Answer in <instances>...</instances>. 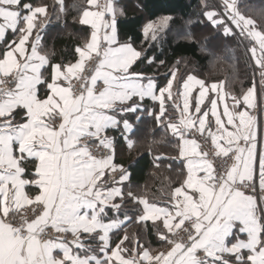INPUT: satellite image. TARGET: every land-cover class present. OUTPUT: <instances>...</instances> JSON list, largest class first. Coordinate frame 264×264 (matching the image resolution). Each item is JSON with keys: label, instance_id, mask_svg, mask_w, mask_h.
Instances as JSON below:
<instances>
[{"label": "snow or ice", "instance_id": "1", "mask_svg": "<svg viewBox=\"0 0 264 264\" xmlns=\"http://www.w3.org/2000/svg\"><path fill=\"white\" fill-rule=\"evenodd\" d=\"M85 3L73 22L90 34L74 62H54L41 35L49 6L0 0V264H264V104L255 78L236 96L223 81L189 74L174 97L179 69L161 85L141 69L155 58L131 38L120 41L118 0ZM56 4L66 12L64 0ZM202 15L225 36L249 40L264 89V29L237 0ZM171 20L148 22L145 40L157 41ZM182 38L195 42L191 32ZM206 97L210 108L202 110ZM168 101L178 120L166 119ZM145 113L174 141L170 159L179 164L163 206L125 189L131 174L116 162L110 135L118 131L131 151L140 129L130 114L139 123ZM148 221L168 247L152 254L136 239L129 249L128 226Z\"/></svg>", "mask_w": 264, "mask_h": 264}, {"label": "trees", "instance_id": "2", "mask_svg": "<svg viewBox=\"0 0 264 264\" xmlns=\"http://www.w3.org/2000/svg\"><path fill=\"white\" fill-rule=\"evenodd\" d=\"M32 2L46 3L49 6L50 20L42 31L44 50L54 53V62H74L75 47L81 45L84 38L90 34L88 26L73 22V17L78 18L80 10L87 7L85 0H64L65 13L59 12L56 0ZM204 2L205 0H118L119 7L123 9V14L117 20L118 37L121 42L131 38L134 47L144 48L149 57L155 58L153 64L145 62L141 69L155 77L161 85L170 78L167 74L174 66L181 70L185 63H189L194 67L195 73H199V77L205 81H225L228 91L240 96L255 78L254 61L248 51L250 42L238 35L225 36L222 29L213 28L202 15L205 11ZM206 2L211 4L210 0ZM238 7L245 16L254 19L259 28L264 29V0H238ZM163 16L172 17L169 30L161 34L155 42L146 41L142 31L145 24L157 21ZM188 32L194 36L195 42L182 38ZM160 61L164 63L161 64ZM183 73L176 82V91L180 87L181 79L190 74ZM151 106L154 107V104ZM172 113H168L171 118ZM142 115L141 122L134 121L140 131L132 136L136 145L131 151L118 136V131L110 133L117 137L118 150L121 152L116 155V162L128 168L131 174L130 189L134 193L142 195L138 189L150 186L148 192H154L148 196L150 201L162 203L169 198L171 189L177 186L175 181L179 164L170 159L176 155L174 141L165 135L153 117L146 113ZM131 119L134 120V116H131ZM157 156L168 157L158 160V168L155 165ZM162 186L169 187L167 196L159 193V187ZM132 207L129 203L128 208ZM130 234L146 237L145 245L150 249L160 250L166 246V243L158 238L153 225L148 224L143 229L137 227L131 230Z\"/></svg>", "mask_w": 264, "mask_h": 264}, {"label": "crops", "instance_id": "3", "mask_svg": "<svg viewBox=\"0 0 264 264\" xmlns=\"http://www.w3.org/2000/svg\"><path fill=\"white\" fill-rule=\"evenodd\" d=\"M41 35H42V32H41ZM42 37H43V35H42ZM217 83H218V82H217ZM173 84H174V83H173ZM210 84H211V83H210ZM172 91H173V90H172ZM224 91H225V90H224ZM173 95H174V97L176 96V94H175L174 91H173ZM197 95H198V88H197V89H194V91H193V96H197ZM209 96H210L211 98H216V93H209ZM177 102L180 103L181 106H182V103H183L182 98L178 99ZM145 103H146V105H148L147 103L150 104V105L148 106L149 109H153V108H154L155 111H157V112L159 111V109H158V102H157V103H154V102L148 100V101H146ZM190 103H194V100H191V98H190ZM223 103H224V102H219L218 111H221V112H222V109H223ZM227 103H229V105H231L232 101L229 99V100L227 101ZM151 104H154V107H152ZM205 105L207 106V108L205 107ZM201 107H202V110H208V108H210V104H209V102H208V97L205 98L204 105H202ZM240 107H241V110H244V106H243V103H242V102H241V106H240ZM166 108L168 109L167 114H166V119L169 118L168 113L170 114V111H171V112H173V113H172V114H173V119L178 120V118H179V111H177V110L174 109V107H173V102H172V101H168V102H167V104H166ZM249 111H251V110H249ZM131 116H134V115H133V114H130V117H129V118H130V122H132V123L135 125V122H136V121H135V118H134V120H132V119H131ZM142 116H143V115H142ZM142 116H141V117H142ZM148 116H150V115H148ZM209 116L211 117V113H209ZM151 117H152V116H151ZM213 119H214V118H213ZM225 119H226V118H225ZM134 121H135V122H134ZM118 136L120 137V134H119ZM131 138H132V136H131ZM125 146H126V144H125ZM126 147H127V146H126ZM115 148H116V155L118 154V152L121 154V152H120V150H118L119 148H118V146H117V137H116ZM162 157H163L162 159H167V158H168V157H166V156H162ZM115 158H116V157H115ZM157 163H158V160L155 161V165H157ZM126 168H127V167H126ZM127 169H128V168H127ZM128 187H131V186H130V180L125 182V189L127 190ZM142 195H143V194H142ZM168 199H169V198H168ZM168 199H166V200H164L162 203H158V204H160L161 206H163V205H165V204L167 203ZM157 223H160V222H157ZM148 224L153 225V223H152L151 221L146 222V225H148ZM137 227H139V229H140V228L143 229V228H145L146 226H144V225H142V224L131 223V224L128 226V228H127V232H128V235H129L130 238L133 237V236H131L130 231L136 229ZM123 234H124L123 231H121V232L119 233L118 236H113V241H117L120 237L123 236ZM158 238H159V236H158ZM136 239L139 240V243H140L141 245H143V247L148 248V247L145 245V242H143L141 239H139V235H136V236H135V239L133 240V243H132V244H129V243L126 241V242H125L126 246H127L129 249L135 247V246H136V245H135V240H136ZM145 240H146V237H145ZM146 242H147V240H146ZM149 249H150V248H149ZM137 250H139V249H137ZM125 255H127V254H125Z\"/></svg>", "mask_w": 264, "mask_h": 264}, {"label": "rangeland", "instance_id": "4", "mask_svg": "<svg viewBox=\"0 0 264 264\" xmlns=\"http://www.w3.org/2000/svg\"><path fill=\"white\" fill-rule=\"evenodd\" d=\"M211 1V4L210 3H207L208 4V9H205V10H213V9H215V10H221V0H210ZM237 6H238V0H237ZM120 8H121V6H120ZM120 16V15H119ZM118 16V17H119ZM147 24V23H146ZM145 24V25H146ZM170 26V25H169ZM161 34H163V33H161ZM160 34V35H161ZM183 72H189L190 74H192V75H195L197 78H199V79H202L201 77H199V73L197 74V73H195V71H194V67H192L189 63H185L184 64V66H183V68L181 69V70H179V72H178V74H177V79H176V81H174V84H173V91L175 92V94H176V82L178 81V79H179V77H180V75L181 74H184ZM179 75V76H178ZM203 80H205V79H203ZM255 81H256V83H257V88H258V92L261 94L260 95V102L262 103V102H264V89H261L260 87H259V75H258V73H255ZM206 82V84H210L208 81H205ZM224 82V90H225V92H230V91H228V89H227V87H228V85H227V83L225 82V81H223ZM219 83V82H218ZM230 86H231V84H230ZM229 86V87H230ZM180 88V87H179ZM182 90V89H181ZM231 93V92H230ZM241 96V95H240ZM149 187L150 186H148V187H144V188H139L138 189V191H140V194H143V195H147V196H150V195H152L153 193H152V191H149L148 192V189H149ZM159 193L161 194V195H163V196H167L168 195V191H169V187L168 186H162V187H159ZM139 239H141L143 242H146V240H145V238H144V236L143 235H141V236H139ZM168 246L166 245L165 247H163L162 249H160V250H155V249H151L152 250V254H155L156 252H159V251H161V250H164V249H166Z\"/></svg>", "mask_w": 264, "mask_h": 264}, {"label": "built area", "instance_id": "5", "mask_svg": "<svg viewBox=\"0 0 264 264\" xmlns=\"http://www.w3.org/2000/svg\"><path fill=\"white\" fill-rule=\"evenodd\" d=\"M262 104H264V102H262Z\"/></svg>", "mask_w": 264, "mask_h": 264}]
</instances>
